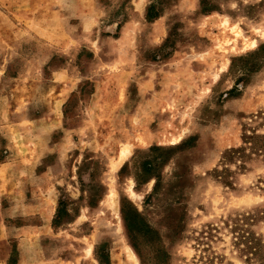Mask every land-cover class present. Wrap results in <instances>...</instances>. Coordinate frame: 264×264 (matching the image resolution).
Here are the masks:
<instances>
[{"label":"rangeland","instance_id":"1","mask_svg":"<svg viewBox=\"0 0 264 264\" xmlns=\"http://www.w3.org/2000/svg\"><path fill=\"white\" fill-rule=\"evenodd\" d=\"M124 243L264 264V0H0V264Z\"/></svg>","mask_w":264,"mask_h":264},{"label":"bare ground","instance_id":"2","mask_svg":"<svg viewBox=\"0 0 264 264\" xmlns=\"http://www.w3.org/2000/svg\"><path fill=\"white\" fill-rule=\"evenodd\" d=\"M179 140V137H177L175 139V141ZM115 164V163H114ZM113 164V165H114ZM120 164V163H119ZM119 230V229H118ZM116 231V230H115ZM121 240V239H120ZM125 246V247H124ZM124 248H125V252H127V255H128V259L131 263L133 264H138V259H137V256L134 252V250L131 248L130 245H128L127 243H124Z\"/></svg>","mask_w":264,"mask_h":264},{"label":"trees","instance_id":"3","mask_svg":"<svg viewBox=\"0 0 264 264\" xmlns=\"http://www.w3.org/2000/svg\"><path fill=\"white\" fill-rule=\"evenodd\" d=\"M58 216V214L56 215V217Z\"/></svg>","mask_w":264,"mask_h":264}]
</instances>
